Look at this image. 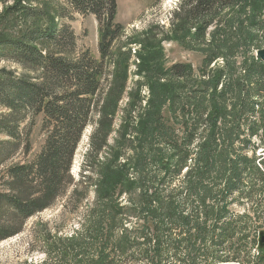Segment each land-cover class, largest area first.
<instances>
[{"label": "trees", "instance_id": "16d2710c", "mask_svg": "<svg viewBox=\"0 0 264 264\" xmlns=\"http://www.w3.org/2000/svg\"><path fill=\"white\" fill-rule=\"evenodd\" d=\"M12 1L0 62L32 75L0 68V244L26 237L17 264H264V0L180 1L163 41L199 55L197 67L167 66L155 37L129 39L148 101L132 92L113 144L131 55L114 48L118 0ZM77 15L99 24V60L78 52ZM37 118L40 151L12 163L31 152ZM57 205L62 225L29 228Z\"/></svg>", "mask_w": 264, "mask_h": 264}, {"label": "rangeland", "instance_id": "374dc122", "mask_svg": "<svg viewBox=\"0 0 264 264\" xmlns=\"http://www.w3.org/2000/svg\"><path fill=\"white\" fill-rule=\"evenodd\" d=\"M180 1L181 0H163L162 2H156L155 0H118L116 23L120 24L124 28V36L116 42L114 48L117 51L131 50V55L129 56V61L127 62L128 77L126 89L113 122L114 132L109 138V142L111 144H113L115 139H117V132L119 131L121 124L124 123L127 104L132 100L133 95L136 94L132 92L141 93L143 107L146 106V102L148 101V84L144 80V76L139 73L140 58L138 53L140 52V46H127V43L129 42V39L134 37L136 39H140L145 34L150 38L155 37V40L158 42L163 41L170 31L172 12L179 5ZM11 5H13L12 0H0V15L6 7ZM9 20L11 22V26L13 27L15 19L9 18ZM70 24L77 37L78 52L88 50L94 58L99 60L100 32L99 24L96 19L92 16L84 17L77 15L75 20ZM20 28H15L14 31L17 32ZM162 48L164 56L166 57L165 62L167 63V66L180 62L190 63L196 67L200 64L201 58L199 55L193 53L192 51L182 49L175 41H163ZM3 67H8L9 69L17 72L19 75L32 76L10 63L0 62V68ZM110 82L111 78L106 84H104L106 85V89L110 86ZM7 113L8 112L6 110L0 107V116ZM94 129L95 128L92 126L86 129L81 145L76 154L71 171V174L76 180H78L81 175L82 165L84 164L85 157L90 150L91 135L93 134ZM3 140L8 141L9 139L0 134V141ZM44 140L45 135L41 128V118H37L30 137L32 147L31 152L28 155H24L23 152H20L12 160V163L32 160L40 151ZM103 158H105V154L103 155ZM3 172H5V169L0 171L1 174ZM91 197H93L92 193ZM61 210L62 207L57 205V207L46 211L40 217L32 219L28 224L29 228H31L32 225L34 226V224H46L49 221H51L50 225L52 227L62 225ZM74 228L73 222H68L66 220L62 233L64 234L70 230L72 231ZM25 239L26 237L21 236L0 244V264H17L18 262L21 263L26 260V244L28 243V240L25 241Z\"/></svg>", "mask_w": 264, "mask_h": 264}, {"label": "water", "instance_id": "95a60500", "mask_svg": "<svg viewBox=\"0 0 264 264\" xmlns=\"http://www.w3.org/2000/svg\"><path fill=\"white\" fill-rule=\"evenodd\" d=\"M256 56H257L258 58H260V59L264 62V49L259 50V51L256 53ZM259 246H260V248H263V249H264V232L260 234V238H259Z\"/></svg>", "mask_w": 264, "mask_h": 264}]
</instances>
